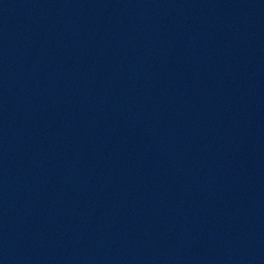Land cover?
Masks as SVG:
<instances>
[{"label":"water","instance_id":"1","mask_svg":"<svg viewBox=\"0 0 264 264\" xmlns=\"http://www.w3.org/2000/svg\"><path fill=\"white\" fill-rule=\"evenodd\" d=\"M0 264H264V0H0Z\"/></svg>","mask_w":264,"mask_h":264}]
</instances>
